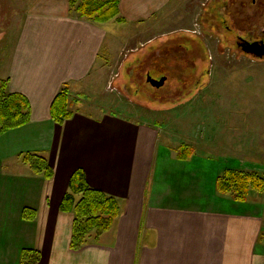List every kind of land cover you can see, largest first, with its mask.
Here are the masks:
<instances>
[{
    "label": "crops",
    "instance_id": "obj_1",
    "mask_svg": "<svg viewBox=\"0 0 264 264\" xmlns=\"http://www.w3.org/2000/svg\"><path fill=\"white\" fill-rule=\"evenodd\" d=\"M69 1H31L2 62L8 91L30 103L29 122L0 134L2 150L43 154L53 177L19 162L8 171L0 161V264H19L23 249L39 252L36 264H264V197L219 194L216 178L232 166L197 151L179 159V146L156 123L95 102L90 93L113 72L103 65L111 36L106 22L80 17ZM172 1L120 0L118 17L146 24ZM63 84L73 114L57 124L50 106ZM77 168L91 187L117 198L120 213L96 241L74 250L73 214L59 205ZM24 208L34 219L22 217Z\"/></svg>",
    "mask_w": 264,
    "mask_h": 264
},
{
    "label": "rangeland",
    "instance_id": "obj_2",
    "mask_svg": "<svg viewBox=\"0 0 264 264\" xmlns=\"http://www.w3.org/2000/svg\"><path fill=\"white\" fill-rule=\"evenodd\" d=\"M31 1L0 0V77ZM225 1L173 0L146 24L106 22L111 39L103 65L113 72L109 83L100 82L90 95L107 112L156 123L173 145L210 154L222 166L263 174L264 59L241 54L226 29L228 24L241 32L242 1L247 13L254 7L250 0H231L239 15L224 23ZM148 75L166 80L155 88ZM6 146L0 135V161L14 171L21 162L7 156ZM251 194L264 197V192Z\"/></svg>",
    "mask_w": 264,
    "mask_h": 264
},
{
    "label": "trees",
    "instance_id": "obj_3",
    "mask_svg": "<svg viewBox=\"0 0 264 264\" xmlns=\"http://www.w3.org/2000/svg\"><path fill=\"white\" fill-rule=\"evenodd\" d=\"M120 0H70L71 10L82 18L104 23L111 20L122 21L118 17ZM70 91L63 84L50 106V117L61 124L69 119L73 112L69 108ZM30 120V103L27 97L18 92H9L7 80H0V134L20 127ZM194 150L187 145H180L177 150L179 159H187ZM17 157L27 166L30 173L44 179L53 177V169L47 158L37 152H20ZM216 190L221 195H230L237 201H245L251 192L264 191V173L256 171L236 170L227 167L216 178ZM77 196H79L77 198ZM59 209L73 214L70 248L79 249L89 240L96 241L101 234L108 231L120 213V206L115 196L91 187L82 168L75 169L69 179L68 190L64 193ZM36 212L24 208L22 217L34 219ZM259 239L264 242V231ZM40 254L33 249H23L20 252L19 264H36Z\"/></svg>",
    "mask_w": 264,
    "mask_h": 264
},
{
    "label": "flooded vegetation",
    "instance_id": "obj_4",
    "mask_svg": "<svg viewBox=\"0 0 264 264\" xmlns=\"http://www.w3.org/2000/svg\"><path fill=\"white\" fill-rule=\"evenodd\" d=\"M251 7H254L252 11L247 13L246 2H241L240 8V22H241V34H237L234 28L226 24V29L230 34L228 39L229 43L233 44L239 52L245 56H250L252 59L261 60L264 59V55L258 57L256 54L264 49V0H250ZM224 8L227 9L223 22L235 20L233 17L239 14L234 13V6L237 7L236 1L226 0L224 2ZM237 8L235 9V11ZM246 11V13L244 12ZM256 44V46L254 45ZM261 47V48H259ZM258 52V53H257Z\"/></svg>",
    "mask_w": 264,
    "mask_h": 264
},
{
    "label": "water",
    "instance_id": "obj_5",
    "mask_svg": "<svg viewBox=\"0 0 264 264\" xmlns=\"http://www.w3.org/2000/svg\"><path fill=\"white\" fill-rule=\"evenodd\" d=\"M254 45V44H253ZM256 46V44L254 45ZM261 48V47H259ZM258 53V52H257ZM258 57H261L264 55V49L261 50V52H259L258 54H256ZM166 80V77H160L159 79H154L152 78L151 76H147V82L152 86V87H155V88H159L161 86H163L164 82Z\"/></svg>",
    "mask_w": 264,
    "mask_h": 264
}]
</instances>
